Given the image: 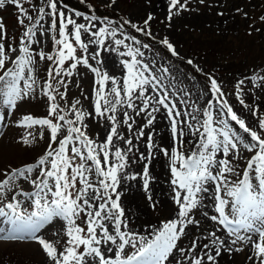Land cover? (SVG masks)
<instances>
[{"label": "snow or ice", "instance_id": "6c2138e0", "mask_svg": "<svg viewBox=\"0 0 264 264\" xmlns=\"http://www.w3.org/2000/svg\"><path fill=\"white\" fill-rule=\"evenodd\" d=\"M78 3L88 12L65 0H0V9H17L22 28L10 39L0 19V137L14 127L22 147L45 143L33 162L0 168V241L35 242L49 264H222L245 251L246 264H264V113L256 95L264 92V67L226 92L215 74L152 31V13L133 22L98 15L90 0ZM166 3L171 28L191 0ZM81 68L93 77L94 100L84 96L91 110L69 99ZM181 77L198 89L195 99ZM36 100L42 117L22 111ZM161 118L167 142L157 132ZM158 156L172 206L140 230L123 201L137 182L156 211ZM57 220L62 233L49 241L42 230Z\"/></svg>", "mask_w": 264, "mask_h": 264}, {"label": "rangeland", "instance_id": "374dc122", "mask_svg": "<svg viewBox=\"0 0 264 264\" xmlns=\"http://www.w3.org/2000/svg\"><path fill=\"white\" fill-rule=\"evenodd\" d=\"M158 1L117 0L116 5L108 9L117 14V17L113 19H131L133 22H141L148 13H152L156 17L151 25L152 31L158 33L159 36L167 35L183 57L193 59L206 72L215 74L223 82L226 92L232 90V85L237 79L250 75L253 69L264 67V22L259 19L264 16V0H205L203 5L199 4L197 0H191L190 10L175 17L171 28L167 27L165 20L167 7L152 10L153 4ZM72 2L78 6L74 0ZM97 2L101 4L102 0H97ZM33 3L38 4L39 0H33ZM25 6L28 7V5ZM237 9H242V11L238 12ZM221 12L224 15H218ZM244 13H247L248 16L245 17ZM17 15V9L11 5L0 9V19L6 25L10 39L22 33V28L17 23ZM33 15L35 17L34 13ZM196 17H203V22L199 25L193 24ZM218 21L220 24L216 23ZM222 27H229V29L224 31ZM256 29H260V31ZM49 47L51 45H47L46 50ZM165 55L167 54L165 53ZM169 58L171 59L170 56ZM177 66L185 73L192 72L191 67L184 63H179ZM41 68H44V65H41ZM80 71L82 75L73 78V82L69 86V99H80L83 106L91 110L89 100H85L84 96H89L91 100H94V96L91 95L93 77L83 68ZM112 71L119 75L118 68H114ZM196 76L197 80H201L199 74ZM181 79H183V86L192 91V99H195L198 89L186 77H181ZM248 87L251 88V85ZM256 95L259 97L257 103L260 104V110L264 113V92L256 90ZM230 102L236 103L232 97H230ZM246 102L251 103V97ZM22 111L34 115L46 114L45 106L41 100L25 105ZM245 118L253 119L247 113H245ZM166 125L167 121L161 118L157 127V132L161 136L166 133L164 142H167L169 136ZM9 129L14 132L13 147L8 152L0 154V168L8 164L15 167L33 162L42 153L45 143L41 141L32 147H22L17 143L21 130L14 127L6 129L5 135L0 137V143L7 141ZM92 131L93 133L99 132L103 138V129L93 126ZM141 149L143 150V145H141ZM136 169L139 170V168ZM151 172L155 177V181L151 185L152 195L155 200L159 201L156 211L150 207V202L145 198L141 185L135 190H126V198L123 201L127 214L133 217V227L140 230H142V225L149 222L156 223L158 219L168 216L172 206L169 173L166 161L162 156H158L154 161ZM24 187L26 190L30 189L27 184ZM136 191H138L137 194H135ZM2 219L0 218V220ZM2 226L8 227L6 224ZM62 229L63 222L57 220V222L46 226L41 234L49 241H56L58 234L62 233ZM243 255L244 252H241L233 257H226L222 264H242ZM0 264H49V261L40 245L35 242L0 241Z\"/></svg>", "mask_w": 264, "mask_h": 264}, {"label": "bare ground", "instance_id": "6f19581e", "mask_svg": "<svg viewBox=\"0 0 264 264\" xmlns=\"http://www.w3.org/2000/svg\"><path fill=\"white\" fill-rule=\"evenodd\" d=\"M153 9L152 10H160L162 8H165L167 7V3H166V0H159L158 3H155L153 4ZM203 22V17H196L195 20H193V24L195 25H199L200 23ZM217 24H220V22H216ZM222 29L225 31V30H228L229 27H222ZM166 137V133L163 134V138L165 139ZM13 140H14V133L13 132H10L9 136H8V139L5 143H0V154L2 153H6L8 152L10 149H12V145H13ZM138 187H135V189H137ZM138 191L135 192V194H137ZM246 255H247V252L245 251L244 252V255H243V261H242V264H246Z\"/></svg>", "mask_w": 264, "mask_h": 264}]
</instances>
